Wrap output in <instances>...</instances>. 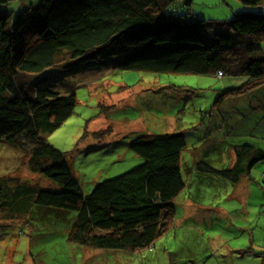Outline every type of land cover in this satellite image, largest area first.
Here are the masks:
<instances>
[{"label": "rangeland", "instance_id": "rangeland-1", "mask_svg": "<svg viewBox=\"0 0 264 264\" xmlns=\"http://www.w3.org/2000/svg\"><path fill=\"white\" fill-rule=\"evenodd\" d=\"M41 1L11 0L0 4V11L9 14L11 24ZM172 7L188 9L208 24L252 10L239 0H191L189 5L175 0ZM210 31L203 28L206 42ZM261 49L264 53V42ZM59 58L56 68L68 61ZM18 77L17 85L26 89L40 83L75 94L73 114L46 138L86 196L99 183L145 162L130 149L140 135L184 133L181 171L187 184L192 180L188 171L202 159L219 169L231 168L236 146L264 150V87L234 95L246 83L241 78L121 71L115 63ZM30 157L28 148L0 139V264H264V161L237 185L204 188V178L196 176L176 203L170 230L150 248L132 254L71 243L68 234L77 213L28 200L32 191L60 189L31 171ZM14 192L24 200L17 202ZM17 204L25 205L26 212L16 213ZM219 208L228 214L221 215Z\"/></svg>", "mask_w": 264, "mask_h": 264}, {"label": "trees", "instance_id": "trees-1", "mask_svg": "<svg viewBox=\"0 0 264 264\" xmlns=\"http://www.w3.org/2000/svg\"><path fill=\"white\" fill-rule=\"evenodd\" d=\"M239 1L252 10L222 24L174 9L175 0H42L11 24L9 14L0 11V139L28 148L31 171L60 186L32 191L28 200L76 212L68 234L71 243L137 254L168 232L176 201L189 190L181 171L185 135L134 138L130 149L145 162L99 183L86 196L63 155L46 138L73 114L75 94L40 83L26 89L17 85L18 76L115 63L121 71L241 78L247 84L231 93H252L264 87V0ZM206 26L209 42L203 37ZM59 56L68 61L56 68ZM261 161L263 149L239 145L231 168L219 169L202 159L193 174L237 185ZM200 193L206 196L204 190ZM14 194L17 202L24 200ZM24 209L17 204L14 211Z\"/></svg>", "mask_w": 264, "mask_h": 264}, {"label": "crops", "instance_id": "crops-1", "mask_svg": "<svg viewBox=\"0 0 264 264\" xmlns=\"http://www.w3.org/2000/svg\"><path fill=\"white\" fill-rule=\"evenodd\" d=\"M236 147H238V146H236ZM182 165H183V156H182V160H181V168H182ZM194 168H197L196 167V164H194L193 165V167H191L190 168V170L188 171V173H189V175H188V177H190V176H192V180L194 179V178H196V177H194ZM220 169H222V168H220ZM193 174V175H192ZM198 176V178L199 177H201V179L202 178H204L201 182H202V187H206V186H212L213 188H217L218 186H222V187H227V186H224V185H228L229 183H221L217 178H215V177H211L212 179H208L209 177H207V176H203L202 177V175H197ZM249 177H250V175H249ZM191 178V177H190ZM205 178L206 179H208V180H205ZM191 180V182L188 184V187H190V188H192L193 187V181ZM189 189V188H188ZM218 189V188H217ZM201 192V191H200ZM240 193H242V192H240ZM200 196H202L203 198H205V196H204V194H202V193H200ZM179 199H182L181 197L180 198H178L177 199V201H176V203L179 201ZM182 201V200H181ZM180 201V202H181ZM219 213L221 214V215H226V214H228V212L226 211V210H224V209H222V208H219Z\"/></svg>", "mask_w": 264, "mask_h": 264}, {"label": "built area", "instance_id": "built-area-1", "mask_svg": "<svg viewBox=\"0 0 264 264\" xmlns=\"http://www.w3.org/2000/svg\"><path fill=\"white\" fill-rule=\"evenodd\" d=\"M221 75V74H220Z\"/></svg>", "mask_w": 264, "mask_h": 264}]
</instances>
